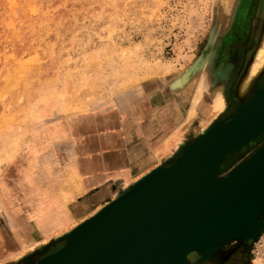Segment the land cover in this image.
I'll list each match as a JSON object with an SVG mask.
<instances>
[{"label": "rangeland", "instance_id": "374dc122", "mask_svg": "<svg viewBox=\"0 0 264 264\" xmlns=\"http://www.w3.org/2000/svg\"><path fill=\"white\" fill-rule=\"evenodd\" d=\"M263 38L264 0H0V264L54 252L168 162L219 84L225 112L263 86L264 65L244 95L237 88ZM177 116L185 124L168 137ZM263 142L226 156L217 174ZM104 185L112 191L98 200ZM237 239L191 264H264V227Z\"/></svg>", "mask_w": 264, "mask_h": 264}, {"label": "water", "instance_id": "95a60500", "mask_svg": "<svg viewBox=\"0 0 264 264\" xmlns=\"http://www.w3.org/2000/svg\"><path fill=\"white\" fill-rule=\"evenodd\" d=\"M241 107L226 115L227 122L211 137L179 149L168 162L62 236L57 250L47 256L41 250L35 254L40 258L24 264H191L194 255L197 261L215 256L224 243L239 238L234 230L223 233L234 226L235 218L264 201V142L224 176L218 177L217 167L213 169L225 153L264 129V124L257 127L263 122H257L249 133L235 136L231 144L223 139L228 144L219 146L224 133L247 125L264 110V97ZM263 213L264 208L259 214ZM263 227L264 222H255L244 238Z\"/></svg>", "mask_w": 264, "mask_h": 264}, {"label": "bare ground", "instance_id": "6f19581e", "mask_svg": "<svg viewBox=\"0 0 264 264\" xmlns=\"http://www.w3.org/2000/svg\"><path fill=\"white\" fill-rule=\"evenodd\" d=\"M263 65H264V38H263V41L261 42L260 46L258 47V49L255 52V56H254L253 62L249 65L247 71L245 72L244 76L242 77L241 81L239 82V86L237 88L239 90V94L240 95H244L246 93L251 81L258 74V72L260 71V69H261V67ZM262 83H263V81H262ZM262 88H264V84H263V86L258 87L256 89H254L253 91H251L245 97V101H243V102L241 101V103H238V104H233L232 108H230L229 110H227L225 112L224 111L225 106H226L225 101L228 99L229 96H228V93L226 92L225 87L223 86V84H219L218 85V89L215 91V93L210 95V98H209L210 101L207 103V105H205V107L201 108V113L200 114L198 113L199 116L201 115V119L199 121H197V124H196L197 127H196L195 130H193V132H192V134L190 136H181V137L178 136V133L180 132L179 129L181 128L182 125L185 124L186 119L184 117L185 115L183 117H179V116L176 117V120L174 121V122H176V124L174 125L175 126L174 130L169 135H167L168 137L172 136V135L178 136L176 138L177 142L174 145L175 146L174 152L176 153L179 149L187 147L189 145H193V144H195V145L198 144L199 145L200 143H202L203 141H205L206 139L211 137L213 135V133H215V131L220 129L227 122V120L226 121L224 120V117H226V115L231 114V113L233 114V113L237 112V111L234 112V110L236 109L237 105H241L242 106L241 108L249 107V106H252L253 104H255L257 101H259V99L264 97V93H262L263 92ZM260 93H262V94H260ZM194 102H197L196 109H198V112H199V107L201 105V101H200L199 96H198V101L196 99V101L194 100ZM242 103H244V104H242ZM198 115H196V117ZM263 118H264V110L260 111V114H258V116L253 121L249 122L247 125H245V126L242 125V126L235 127V129H232L231 131H229V133H224L222 138L220 139L219 146H225L228 143L231 144L232 142H234V140H235L234 137L235 136H242L244 134L249 133L252 130L253 126L257 122L258 123L263 122V123L257 125L258 128L261 127L264 124V119ZM262 134H264V129H262L261 131H259L255 135H252L251 137H249L246 141H244L243 143L240 144L241 145L240 147H243L244 145H246L249 142L253 141L254 139L258 138ZM223 139L225 141L229 140V142L227 143ZM217 147L215 149H213V150L208 151L206 155L207 156L210 155L213 151H215L217 149ZM188 148H186V149H188ZM239 148H237V149H239ZM234 151H231L229 154H231ZM228 152L225 153V155H223V157H221V160L217 164H215L213 169H215L217 167L216 169L218 171L219 164L221 163V161L226 156L229 155ZM175 153L173 154V156L175 155ZM143 159H144V157H143ZM209 159H211V157H209ZM137 162H140V160L137 161ZM224 175H221V176H224ZM217 176L221 177L218 174H217ZM136 183H134V184H136ZM134 184H131L128 188H127V186H125L126 189L123 190L122 193L127 191ZM200 188L201 187H198V189H200ZM123 189H124V187H123ZM261 190H264V185L261 188ZM262 205H264V201L260 205H258L257 207L249 210V212L247 211L245 213H242V216L240 218L239 217L235 218L236 219L235 223H233L234 226L230 225L223 233L226 234L230 230H234V231H237V235L239 236V238L237 240H244L245 239L244 238L245 235H249V234L252 233L251 229L253 228V225L255 224V222H257V218L260 215L259 213L264 208V206L262 207ZM26 249H27V246H26Z\"/></svg>", "mask_w": 264, "mask_h": 264}, {"label": "crops", "instance_id": "0c3cea01", "mask_svg": "<svg viewBox=\"0 0 264 264\" xmlns=\"http://www.w3.org/2000/svg\"><path fill=\"white\" fill-rule=\"evenodd\" d=\"M148 145H152V144H148V143H145L144 145H141L140 147H145V146H148ZM153 145H155V143L153 144ZM160 146V145H159ZM139 147V148H140ZM154 154V159H159V157H160V155L161 154H164V153H167V149H165V150H162V149H160L159 148V150L158 151H154L153 152ZM144 155V153L143 154H141V155H139L138 156V154L136 153V154H134L133 156H131L132 158L131 159H136L137 161H139L140 160V162L141 161H144L145 159H150L151 158V156L149 157H144L143 156ZM142 157V158H141ZM143 157H144V160H143ZM140 158V159H139ZM156 161V160H155ZM141 167V166H140ZM140 167H136V168H140ZM135 169V168H134ZM139 171H141V170H139ZM136 172H138L137 170H132V173H131V175H133L134 173H136ZM106 178H107V176H106ZM103 181L104 179L103 178H101V179H95V181L96 182H98V181ZM99 181V182H100ZM101 181V182H102ZM111 191H112V187L111 186H108V185H104V189L99 193V195H98V200L101 198V197H106V196H108V195H110V193H111Z\"/></svg>", "mask_w": 264, "mask_h": 264}]
</instances>
